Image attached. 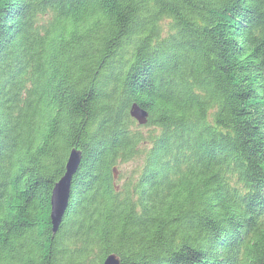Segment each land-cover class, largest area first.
Here are the masks:
<instances>
[{
	"label": "trees",
	"instance_id": "1",
	"mask_svg": "<svg viewBox=\"0 0 264 264\" xmlns=\"http://www.w3.org/2000/svg\"><path fill=\"white\" fill-rule=\"evenodd\" d=\"M109 253L264 264V0H0V264Z\"/></svg>",
	"mask_w": 264,
	"mask_h": 264
},
{
	"label": "water",
	"instance_id": "2",
	"mask_svg": "<svg viewBox=\"0 0 264 264\" xmlns=\"http://www.w3.org/2000/svg\"><path fill=\"white\" fill-rule=\"evenodd\" d=\"M130 116L139 124L143 125L147 121L148 113L140 108L136 103H132L129 110ZM81 160V152L76 148L69 151L64 173L55 182L50 197V220L52 225V232L55 233L61 223L63 215L68 206L70 197V186L73 175L76 173ZM114 179L117 178L116 168H112ZM101 264H121L120 256L116 253L107 254Z\"/></svg>",
	"mask_w": 264,
	"mask_h": 264
},
{
	"label": "rangeland",
	"instance_id": "3",
	"mask_svg": "<svg viewBox=\"0 0 264 264\" xmlns=\"http://www.w3.org/2000/svg\"><path fill=\"white\" fill-rule=\"evenodd\" d=\"M137 123V122H136ZM138 124V123H137ZM139 125V124H138ZM141 132L145 133L146 129L142 128L140 129ZM135 161H130V162H126V163H118L117 165H115L113 168H116L117 170V175L120 174H129V171H131L132 167L135 166ZM120 183H123V177L120 176ZM95 256H96V252L93 251V253L90 254V258L91 260L95 261ZM90 263V261H89Z\"/></svg>",
	"mask_w": 264,
	"mask_h": 264
}]
</instances>
